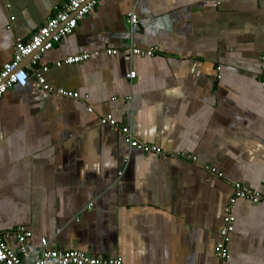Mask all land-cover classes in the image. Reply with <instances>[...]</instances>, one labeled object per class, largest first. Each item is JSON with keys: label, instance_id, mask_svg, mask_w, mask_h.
I'll return each instance as SVG.
<instances>
[{"label": "crops", "instance_id": "crops-1", "mask_svg": "<svg viewBox=\"0 0 264 264\" xmlns=\"http://www.w3.org/2000/svg\"><path fill=\"white\" fill-rule=\"evenodd\" d=\"M65 1L0 0V70ZM97 1L0 99V233L123 264H264V200L234 205L228 256L214 252L233 185L264 183V1ZM128 46L157 51L126 61ZM84 52L99 56L56 67ZM44 67L78 97L38 89ZM106 116L161 153L130 148Z\"/></svg>", "mask_w": 264, "mask_h": 264}, {"label": "built area", "instance_id": "built-area-1", "mask_svg": "<svg viewBox=\"0 0 264 264\" xmlns=\"http://www.w3.org/2000/svg\"><path fill=\"white\" fill-rule=\"evenodd\" d=\"M7 1V0H6ZM264 1V0H262ZM97 0H66L61 10L48 17L44 24L29 38L23 42L17 40L14 45L12 59L3 65L0 70V99L4 94L13 88H24L28 83V69L38 64L43 54L49 52L55 45L59 44L65 37L71 35L77 28L78 22L89 15ZM9 7V5L7 4ZM12 20V19H11ZM126 22L130 34L139 31L137 16L134 12L126 15ZM108 56H115L116 50H104ZM157 51L156 48L141 50L136 47L128 46L122 51V56L126 61L132 57H151ZM99 52H84L79 55L63 58L56 63V67L62 65H72L86 62L92 58H97ZM28 60V66L22 67V63ZM259 83L264 88V49L260 53L259 60ZM47 72L44 67L35 75L36 87L47 93H54L64 98L76 99L77 94L57 89L55 92L47 84L42 73ZM128 80L135 78V72L130 71L126 75ZM101 125L109 126L120 132L124 143L130 148L139 150L143 153H153L159 155L160 149L155 146L141 144L137 142L130 134L126 126H118L116 121L110 116L100 119ZM119 127V128H118ZM184 157V154L181 155ZM186 158H188L186 156ZM215 172V170H211ZM221 176V174H218ZM249 201L257 204L264 200V183L259 191L241 186L239 183L233 185V191L224 208V217L222 227L219 231L218 241L216 242L214 252L216 258L220 261L226 260L229 250L230 235L234 230L235 218L232 214V208L240 201ZM12 237L15 245L10 247L7 239ZM31 232L24 226H17L11 233H0V264H123L118 258L111 257H93L78 250H59L49 247L48 241L41 238L39 246L32 248L29 244Z\"/></svg>", "mask_w": 264, "mask_h": 264}]
</instances>
